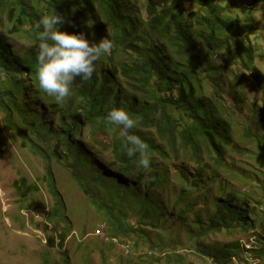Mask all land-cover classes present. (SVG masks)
I'll return each instance as SVG.
<instances>
[{
    "label": "trees",
    "instance_id": "16d2710c",
    "mask_svg": "<svg viewBox=\"0 0 264 264\" xmlns=\"http://www.w3.org/2000/svg\"><path fill=\"white\" fill-rule=\"evenodd\" d=\"M53 10L65 18L60 30L82 32L90 42L109 38L114 45L96 62L90 80L73 81L72 94L62 103L45 94L35 77L38 41L34 25ZM231 12L217 0H0V71L7 77L3 93L8 98L6 105L0 99V106L6 127L16 131V117L41 135L50 150L49 154L43 151L45 159L69 156L79 188L102 212L111 238L139 234L138 228L127 223L130 215L122 209L128 206H132L129 210L139 227L173 218L197 228L195 237L244 235L256 228L264 236V212L259 210L262 203L257 199L259 194L264 199V177L260 182L256 174L248 177L257 188L256 197L245 195L238 202V194L227 192L220 184L212 209L205 197L202 205L206 212L196 214L190 223L188 218L198 202L189 192L204 188L201 179L211 184L215 178H207V159L218 169L226 152L236 147L235 129L228 120L233 110L219 93L224 69L237 66L247 72L264 96V74L254 64L251 35L255 26L243 23ZM21 77L35 98L29 106L18 97ZM233 79L231 90L236 93L240 78ZM209 84L213 85L212 93ZM235 96V107L242 108V93ZM112 108L126 110L136 121L130 131L146 145L143 155L150 159L147 169L138 166L139 154L132 158L126 155L119 126L104 119ZM37 110L47 111L56 118V124ZM242 128V138L255 147L248 156L264 165V140L250 124ZM154 155L166 165L178 162L175 173L182 189L173 204L158 193L169 176L164 164L154 163ZM189 162L196 168L186 167ZM228 169L233 170L232 166ZM189 170L194 171L192 179L187 176ZM91 172L95 179L88 176ZM81 173H88L85 179ZM44 178L53 201L48 222L60 229L66 225V208L49 166ZM94 183L95 189L90 190L88 186ZM13 188L20 201L39 190L25 177L16 179ZM99 189L105 191L101 198ZM184 196L190 198L186 204H182ZM68 230L62 229L59 248ZM54 243L49 238V245L54 247ZM243 252L257 254L264 263V246L245 249L239 242L227 245L214 258L216 263L225 264ZM64 263L68 264L66 259Z\"/></svg>",
    "mask_w": 264,
    "mask_h": 264
},
{
    "label": "rangeland",
    "instance_id": "374dc122",
    "mask_svg": "<svg viewBox=\"0 0 264 264\" xmlns=\"http://www.w3.org/2000/svg\"><path fill=\"white\" fill-rule=\"evenodd\" d=\"M232 10V14L238 16L243 23H252L255 29L251 35L252 44L255 47L254 64L260 73L264 74V14L261 17L255 12L258 4L254 0H217ZM252 5L249 11L245 7ZM243 14V15H242ZM20 42H24L21 37ZM219 63V61H217ZM234 70L224 69L220 78L219 93L227 107L233 110L228 120L235 129L236 147L234 151L226 152L224 163L218 169L216 165L207 159V178L214 175L213 183H207L201 179L204 188L189 192V196L196 197L197 204L194 211L188 216L189 223L194 221L196 214L205 213L202 201L205 197L211 202L216 199L218 185H223L227 192L238 194L237 201L245 195L252 194L256 197V187L251 184L249 176L259 175V181H263L264 165L256 162L248 153L255 151L252 142L242 138V125L250 124L253 132L259 134L264 140V96L256 89L250 80L249 74L241 68L233 66ZM240 78L239 91L243 95L242 108L234 105L235 94L231 90L234 77ZM22 86L18 97L22 104L31 105L35 98L27 83L21 77ZM7 77L0 71V99L5 105L8 98L3 93L7 87ZM212 93L213 85L208 86ZM230 110V111H231ZM38 114L50 123L56 124V118H52L45 110H37ZM14 124L17 130L6 127L5 113L0 106V264H219L215 255L222 254L227 245L239 242L245 249L258 250L264 246V236L256 229L248 230L244 235L233 234H208L204 237H195L198 229L184 226L178 220H153L151 224L139 225L132 206L123 208V212L130 215L127 223L139 229V234L111 238L104 224V217L89 199L81 191L72 174L75 170L72 160L65 156L62 160L50 157L45 159L44 153H50L43 142L41 135L33 127H28L16 117ZM93 155V154H91ZM96 160L95 157L92 158ZM154 163L167 167L169 180L164 186H160L158 193L171 204L176 200L177 194L182 189L181 183L175 173L178 162L166 165L163 159L157 155L152 157ZM183 165V164H182ZM49 166L56 189L65 204L66 225L57 229L49 223V213L52 209L50 197L45 183V171ZM232 166V171L227 170ZM103 167V166H102ZM195 169L193 162L186 166ZM102 170V169H101ZM214 171V174L212 173ZM219 171V172H218ZM194 171L189 170L187 176L192 179ZM88 174V173H87ZM87 174L81 173L83 179ZM88 176L94 177L91 172ZM87 176V177H88ZM25 177L29 183L36 184L39 190L30 199L20 201L13 188V182ZM94 184L88 187L95 189ZM98 190V189H97ZM100 198L105 192L99 189ZM91 193H93L91 191ZM257 199L261 201V210L264 212V199L259 194ZM185 200V201H184ZM190 198L183 201L186 204ZM196 202V201H195ZM194 202V203H195ZM134 207V206H133ZM210 210V209H208ZM171 216V215H170ZM251 215L250 218H253ZM68 228V234L62 248L58 242L62 229ZM54 239L55 246L49 245V238ZM255 253H242L225 264H262ZM221 264V263H220ZM264 264V263H263Z\"/></svg>",
    "mask_w": 264,
    "mask_h": 264
},
{
    "label": "clouds",
    "instance_id": "9594fccd",
    "mask_svg": "<svg viewBox=\"0 0 264 264\" xmlns=\"http://www.w3.org/2000/svg\"><path fill=\"white\" fill-rule=\"evenodd\" d=\"M252 9V5L246 6ZM255 12L261 17L264 14V0H258ZM243 15V14H242ZM65 18L53 10L44 14L36 22V52L35 77L39 88L45 94L62 103L72 94V84L76 78L88 81L96 69V62L102 55L110 52L113 41L101 38L99 42H90L84 33H68L60 30ZM104 119L119 126L120 134L129 158L139 154L138 166L147 169L150 159L143 155L145 143L130 130L136 126V121L122 108H112Z\"/></svg>",
    "mask_w": 264,
    "mask_h": 264
}]
</instances>
